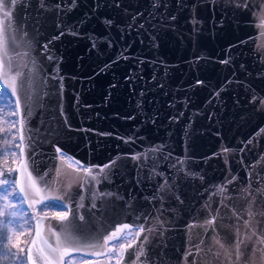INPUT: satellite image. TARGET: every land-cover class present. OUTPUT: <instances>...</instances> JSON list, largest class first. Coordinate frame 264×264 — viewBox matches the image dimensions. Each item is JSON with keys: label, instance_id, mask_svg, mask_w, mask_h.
<instances>
[{"label": "water", "instance_id": "obj_1", "mask_svg": "<svg viewBox=\"0 0 264 264\" xmlns=\"http://www.w3.org/2000/svg\"><path fill=\"white\" fill-rule=\"evenodd\" d=\"M255 8L250 0H18L11 7L13 25L33 45L26 71L36 61L43 85L23 117L33 175L56 178L57 147L98 170L128 145L124 166L106 169L95 185L111 195L93 201L70 169L54 185L63 195L71 183L62 203L73 213L84 196L76 223L93 235L125 223L152 228L149 264H264V22L253 19ZM120 181L129 191L127 218L118 208ZM216 240L231 257L215 255Z\"/></svg>", "mask_w": 264, "mask_h": 264}, {"label": "snow or ice", "instance_id": "obj_2", "mask_svg": "<svg viewBox=\"0 0 264 264\" xmlns=\"http://www.w3.org/2000/svg\"><path fill=\"white\" fill-rule=\"evenodd\" d=\"M17 2L18 0H0V13L3 14V18H0V81H2L0 87L5 91L10 90L9 95L15 97L13 110L7 115L19 117L18 120L9 122L10 128L19 125L18 135L13 136L11 140L5 139L4 148L0 150L4 163V168L0 170V217L3 218L0 219L2 264H7L10 256L14 257L12 264H86L85 257H96V264H125L126 253L129 254L127 264H149L146 248L149 237L145 233H152V228H145L142 224L133 226L125 223L116 227L110 234L104 235L98 232L93 235L87 231L86 225L76 223L75 219L76 213L84 207L82 203L84 196L80 195L81 202L76 204V212L73 213L71 207L62 203L71 191V183L63 185L66 189L63 195L55 194L59 189L54 185L59 182L61 175H67L66 170L70 169L78 176L81 188L88 186L87 190L93 201L97 195L100 197L111 195L98 194L94 188L100 183L105 170L110 169L115 161L94 170V167L84 166L79 160L66 155L57 147L60 167L56 169L55 179H45L48 173L41 175L38 171L34 176L29 170V162L25 158V149L28 145L25 143L23 117L25 114L31 115L32 107L39 103L43 85L38 79L36 61L31 60L33 67L26 71L28 69L26 60L30 58L33 45L31 40L25 38L27 33L19 34L22 32L19 25H13L11 7ZM243 6L248 7V4L245 3ZM48 58L51 59L50 56ZM2 96L3 93H0V97ZM0 115L3 113L0 112ZM12 146L17 148L19 153L11 151ZM9 157L16 167L7 166ZM133 159L140 157L134 156ZM217 191L222 195L226 189L220 186ZM25 204L30 212L24 209ZM91 206L96 207L94 202ZM48 208L64 210L49 215L45 211ZM53 219L58 222L59 230L53 227ZM78 219L84 221L85 218L79 215ZM215 220L216 217H212L206 223L214 225ZM247 223L248 221H245V224ZM25 225L30 231L34 230L31 241H24L27 245L26 250L19 242V236L24 234ZM255 234L254 232L253 235ZM142 235L143 240H141ZM215 243L219 245V250L215 253L217 257L220 255L231 257L232 253L224 244L219 240ZM260 243H264V240ZM14 248L15 252L12 251ZM129 249H132L131 253H128ZM188 254L191 255L190 252ZM101 257L104 258L103 262L100 260ZM236 257L237 259L240 257L239 244Z\"/></svg>", "mask_w": 264, "mask_h": 264}, {"label": "rangeland", "instance_id": "obj_3", "mask_svg": "<svg viewBox=\"0 0 264 264\" xmlns=\"http://www.w3.org/2000/svg\"><path fill=\"white\" fill-rule=\"evenodd\" d=\"M0 93H3V96L0 97V112L3 113V115H0V150H2L4 148L5 145V139L7 140H11L13 136L18 135L17 133V129H18V125L16 127H11L10 128V121H16L18 120L17 116H9L7 115V113L11 112L13 110V105H14V98L12 96H10L9 94L5 93L1 87H0ZM10 129V131H9ZM18 143V140L16 141ZM11 151H16L17 153H19V150L17 148H15L14 146L11 147L10 149ZM19 159L17 158V164H18ZM8 167H16L15 164L12 163V159L11 157H9L8 159ZM4 168V163H3V157L0 156V170H2ZM24 209L28 212H30L28 210V207L26 206V204L24 205ZM58 208H48L45 210H57ZM60 210V209H58ZM0 219H3L2 217H0ZM34 223V222H33ZM34 234V230L30 231L27 227V225H25V229H24V234L19 236V242H20V246L24 247L25 250L27 249V245L24 243V241H29L32 239ZM12 251H16V249L14 248ZM79 256V255H77ZM86 258V257H85ZM84 258V259H85ZM14 257H9L7 264H12ZM0 264H2V258H0Z\"/></svg>", "mask_w": 264, "mask_h": 264}, {"label": "flooded vegetation", "instance_id": "obj_4", "mask_svg": "<svg viewBox=\"0 0 264 264\" xmlns=\"http://www.w3.org/2000/svg\"><path fill=\"white\" fill-rule=\"evenodd\" d=\"M250 1L256 7L254 9L253 14H252L253 19H255V18L263 19L262 21L264 22V0H250ZM257 5H259L260 8H257ZM127 148H128V145L124 144L123 146H120V148L117 147L116 150L111 153V156L113 158H115V159H113V160H115V164L120 163L121 165L124 166L125 161L130 156V153H128ZM66 155H68V154H66ZM118 178H116V176L114 175L113 176V182H114V180H116ZM118 185L120 186V190H116V193H117V195L122 196V198L124 197V199L120 200L118 208H120V210H121L122 217H123V215H124V217H126L125 216V215H127L126 212L127 213L129 212V211H127L128 210L127 199H128L129 191L127 189V185H125L126 188L124 190H122V182L121 181L118 183ZM125 197H127V199H125ZM58 209H60V210H58ZM58 209L57 210H45V211L48 212V214H52L53 212L63 211L64 210V209H61V208H58ZM114 219H115V217H114ZM96 224L97 223H95L94 225H96ZM107 225H117V224L112 222V223H109ZM74 255L77 256V255H80V254H74ZM92 258H94V257H86L84 260L87 261V260H90Z\"/></svg>", "mask_w": 264, "mask_h": 264}, {"label": "trees", "instance_id": "obj_5", "mask_svg": "<svg viewBox=\"0 0 264 264\" xmlns=\"http://www.w3.org/2000/svg\"><path fill=\"white\" fill-rule=\"evenodd\" d=\"M1 89H2L5 93L9 94V92H8V91H5V89H4L3 87H1Z\"/></svg>", "mask_w": 264, "mask_h": 264}]
</instances>
